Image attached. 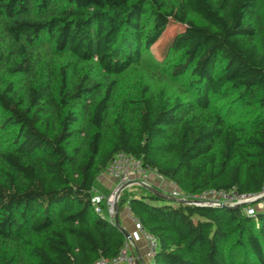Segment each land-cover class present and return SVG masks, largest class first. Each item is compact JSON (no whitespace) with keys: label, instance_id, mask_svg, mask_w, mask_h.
<instances>
[{"label":"trees","instance_id":"1","mask_svg":"<svg viewBox=\"0 0 264 264\" xmlns=\"http://www.w3.org/2000/svg\"><path fill=\"white\" fill-rule=\"evenodd\" d=\"M170 23L152 58L188 93L129 73ZM0 128V264L116 256L127 239L91 196L119 151L186 194L258 193L264 0H0ZM142 188L116 209L155 238L143 264H264V210Z\"/></svg>","mask_w":264,"mask_h":264},{"label":"built area","instance_id":"2","mask_svg":"<svg viewBox=\"0 0 264 264\" xmlns=\"http://www.w3.org/2000/svg\"><path fill=\"white\" fill-rule=\"evenodd\" d=\"M148 169L144 168L142 162L139 158L132 156L130 154L119 151L114 154L113 158L107 165L104 171L99 175H106L112 177L115 180V186L112 191L104 197L101 194L94 193L91 196V204L95 213L101 215L106 208L107 218L110 221H114V210L113 204L118 197H116L118 190L124 184H136L138 180L145 181L142 177ZM146 182V181H145ZM169 195L182 199L185 204L190 205H209V206H220L224 205H241L240 207L244 212L249 215H255L256 211L264 210V182L262 184L261 190L255 194H241L232 188L228 190H214V189H205L198 193L186 194L179 189H172L170 192H167ZM136 223L137 221L132 218ZM139 229L141 230L144 239L147 243L146 257L149 259L154 254L155 249V238L147 234L137 223ZM128 238L126 242L120 248L116 256L111 259H97L91 264H137V259L129 251Z\"/></svg>","mask_w":264,"mask_h":264},{"label":"rangeland","instance_id":"3","mask_svg":"<svg viewBox=\"0 0 264 264\" xmlns=\"http://www.w3.org/2000/svg\"><path fill=\"white\" fill-rule=\"evenodd\" d=\"M177 29H181V27L172 25V23L168 24L166 28L162 31V33L159 35V37L156 38L155 42L151 45L150 49L148 51H143L140 54V57L137 59L134 67L130 69L131 71L129 73L130 74L136 73V75L138 76H147V77L149 76L154 80H158V81L160 80L164 84H169L173 89H176L177 91L188 93L189 90L185 86V83H186L185 79L180 80L178 78L176 79V78L169 77L168 70H166L164 66L163 67L161 66L159 68L155 66L153 58H152L153 54L159 58L161 57L162 50H163L165 43L169 40V38L172 36L174 31H176ZM128 75H126L125 77L123 76L122 79L125 81ZM5 138H6L5 131L4 129L0 128V143L4 141ZM105 176L106 175H102L101 178ZM107 177L109 176H106V178ZM96 185H98L97 182L94 183V186ZM98 189L100 190L99 185H98ZM121 191L122 192L119 194L118 199H121L123 197H128L133 194H139V193L145 194L142 186L139 184L129 185ZM104 194H107V193H104ZM106 196L107 195H105L104 197ZM168 202L175 203V202H170V201ZM120 212H119V215H120ZM101 215L104 217H107L104 211L102 212Z\"/></svg>","mask_w":264,"mask_h":264},{"label":"crops","instance_id":"4","mask_svg":"<svg viewBox=\"0 0 264 264\" xmlns=\"http://www.w3.org/2000/svg\"><path fill=\"white\" fill-rule=\"evenodd\" d=\"M142 178L146 182L156 186L164 192H170L172 189L176 188V186L171 181L161 177L151 170H148ZM97 183L100 186L101 191L98 189V185H96L94 193H98L103 196L108 195L115 186V180L112 177H102ZM105 209L106 208L104 207V212L106 214ZM118 220L120 225L125 228V230L128 232V235H130V238L128 239L129 251L137 259V264L146 263L148 261V258L146 257V240L144 239L137 223L132 219L126 206L121 210L120 215L118 213Z\"/></svg>","mask_w":264,"mask_h":264},{"label":"water","instance_id":"5","mask_svg":"<svg viewBox=\"0 0 264 264\" xmlns=\"http://www.w3.org/2000/svg\"><path fill=\"white\" fill-rule=\"evenodd\" d=\"M136 184H139L141 185L142 187L146 188L147 190H149L151 193H153L155 196H157L158 198L162 199V200H167V201H170V202H175V203H186L184 202L182 199H179V198H175L171 195H169L167 192H164L162 191L161 189L157 188L156 186L148 183V182H145L143 180H138L136 182ZM129 186V184H124L117 192V195L116 197L119 196L121 190H123L125 187ZM116 204H117V198L113 204V210H114V218H113V223L116 227H118L124 234V236L126 238H128V232L125 230V228H123L119 221H118V215H117V209H116ZM241 205L239 204H236V205H224V204H221L220 207H224V208H232V207H240Z\"/></svg>","mask_w":264,"mask_h":264}]
</instances>
